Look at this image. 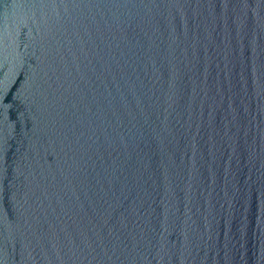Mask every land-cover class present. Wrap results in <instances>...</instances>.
Returning a JSON list of instances; mask_svg holds the SVG:
<instances>
[{
  "label": "water",
  "instance_id": "1",
  "mask_svg": "<svg viewBox=\"0 0 264 264\" xmlns=\"http://www.w3.org/2000/svg\"><path fill=\"white\" fill-rule=\"evenodd\" d=\"M0 264H264V0H0Z\"/></svg>",
  "mask_w": 264,
  "mask_h": 264
}]
</instances>
